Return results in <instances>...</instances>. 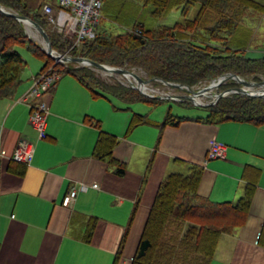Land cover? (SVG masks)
Listing matches in <instances>:
<instances>
[{"label": "crops", "instance_id": "obj_1", "mask_svg": "<svg viewBox=\"0 0 264 264\" xmlns=\"http://www.w3.org/2000/svg\"><path fill=\"white\" fill-rule=\"evenodd\" d=\"M258 50L262 57H251L252 51L247 56L263 58L264 49ZM40 70L21 75L13 95L0 99V264H114L135 215L119 263L131 264L162 183L172 174L190 175L191 167L203 170L199 195L217 204H238L248 186L246 168L261 171L247 223L222 236L212 264H264L258 244L264 227V125L196 121L207 113L183 116L189 120L176 128L162 127L168 111L94 98L76 78L62 75L45 99L47 138L40 140L25 102ZM137 114L149 123L130 130ZM96 122L119 138L114 159L125 164L124 177L96 158ZM22 142L35 147L29 166L12 160ZM214 142L225 146L224 158H210ZM82 186L87 189L64 206L71 190ZM92 218L98 221L87 241Z\"/></svg>", "mask_w": 264, "mask_h": 264}, {"label": "trees", "instance_id": "obj_2", "mask_svg": "<svg viewBox=\"0 0 264 264\" xmlns=\"http://www.w3.org/2000/svg\"><path fill=\"white\" fill-rule=\"evenodd\" d=\"M0 4L6 10L40 24L58 54L65 55L71 49L70 38L49 30L41 16V6H30L26 0H0ZM197 5L201 9L196 18L190 20L191 12ZM140 7H151L152 14L159 19L175 9L180 10L182 20L173 27L149 28L136 21V12ZM248 11L264 14V5L254 0H110L106 7L107 17L127 30L120 34L108 31L97 33L79 49L71 51L70 55L110 67L140 69L151 79L158 78L191 88L226 74L240 77L264 75V57L252 59L247 56L250 30L246 31L247 36H238L239 19ZM21 49L42 62L38 76L51 69L50 66H53L52 72H57L61 66L27 36L21 22L0 14V99L12 96L21 83L27 64ZM58 73L76 78L94 98L113 97L126 105L144 103L153 107L169 101L146 98L132 87L120 83L110 84L87 67L69 66L67 71ZM207 109V118L196 119L197 122L214 124L233 120L264 125V99L261 98L235 95L223 98ZM187 120L169 110L160 126L176 128ZM146 123H149L146 116L134 115L130 130ZM96 124L100 128L96 158L108 161L115 167V174L124 177L127 171L125 164L114 159L119 138L103 131L100 122ZM202 175L201 168L191 167L190 175L172 174L165 179L131 264H212L222 236L233 234L247 223L261 171L254 167L246 168L244 179L248 186L238 204H217L203 199L198 193ZM134 217L114 264L122 260V250ZM97 221L92 218L87 241H90ZM258 244L264 248V227Z\"/></svg>", "mask_w": 264, "mask_h": 264}, {"label": "rangeland", "instance_id": "obj_3", "mask_svg": "<svg viewBox=\"0 0 264 264\" xmlns=\"http://www.w3.org/2000/svg\"><path fill=\"white\" fill-rule=\"evenodd\" d=\"M44 1L45 0H26V2L30 6H33V7L41 6ZM109 1L110 0H104L103 1L102 10H101L102 11V18L100 20L99 27L97 28L96 34L101 33L102 31H108V32H111L112 34H120V33H124L127 30V28L118 26L115 22L111 21L110 18L107 17L106 7H107ZM256 1L261 3L262 5H264V0H256ZM200 9H201L200 5H197L194 7V9L192 10L191 15H190V20H194L196 18ZM152 11L153 10L151 7H140L139 10L136 12V16H135L136 21L137 22H143L149 28H157V27H163V26L173 27V26H175V24L177 22L182 20L180 10L175 9L168 16H166L164 18H160V19L155 17L152 14ZM129 28H131V27H129ZM237 28L240 29L238 31V36H241V34L246 35V33H247L246 31L250 30L248 35H250L251 40L247 46V50H248L247 52L248 53L251 51L253 52V54L252 53L250 54L251 57H262V56H258L260 53H257V52L262 51V50H258V49H262V48L264 49V14H258V13L253 14L252 11H248L245 16H243L239 19V24L237 25ZM25 29H26L27 36L34 43H36L38 46H40L42 51H43V49H44L43 44L44 43H43V39L39 36V34L30 27H25ZM49 30L52 31L50 28H49ZM20 52L22 53V56L27 63L26 66L24 67V71L22 72V76L29 74L32 70L38 71L41 69V67L43 66L42 62H40L38 59L33 57L25 49H21ZM58 64H60L61 66L58 67L57 70L61 73L67 71L69 66L84 67V66H80L78 64H72V63L71 64L58 63ZM50 68L51 69L48 68L49 70H47V71H53V66H50ZM87 68L92 69L94 72H96V74L101 79H103L104 81H106L110 84L120 83L125 87H131L128 80L126 78L122 77L121 75H108V74L104 73L103 71L95 70L92 67H87ZM129 70L133 71L134 73L139 75L144 80L151 79V78H149V76L144 71H142L140 69H129ZM58 71L57 72L54 71V73L60 75L58 73ZM60 76H62V75H60ZM241 78L246 80V81L255 82V83H260V82L264 81V75H262V74L252 75V76H248V77H241ZM212 82L213 81L207 82V83L205 82V83L200 84L196 87H193V89L196 91H200V90L210 86L212 84ZM146 88H147L146 91L149 94L156 95V96H179V95L181 96V95L187 94L185 91L173 89V88H170V87H167L164 85H160V84H157L156 82H153V83L147 85ZM234 88H243V87L241 85L235 83V81L229 79L220 88H217V89L210 91V93L208 94L207 97L200 98V103L202 105H205V106L213 104L217 95H220V94H222L228 90L234 89ZM246 90L250 91V92H258V91H261L262 88L261 89H259V88H255V89L247 88ZM235 95H238V94H231L225 98L233 97ZM240 96H244V95H240ZM244 97H248V96H244ZM257 98H259V97H257ZM111 99H113V103L115 105L124 106V108L139 109V108H143L145 106L144 104H141V103L134 104V105L133 104L132 105H125V104L123 105L122 103L119 102V100H117L113 97H111ZM261 99H264V98H261ZM180 103H185L188 105L183 106V105H180L177 101L169 100V101H165L163 104L158 105L157 107L153 108V111L154 112H156V111L162 112L163 110L169 111V109L172 108V113L174 115L180 116V117H183V116L205 117L208 113L207 112L208 107L204 108L203 106H196L193 103H189L186 101L180 102Z\"/></svg>", "mask_w": 264, "mask_h": 264}, {"label": "built area", "instance_id": "obj_4", "mask_svg": "<svg viewBox=\"0 0 264 264\" xmlns=\"http://www.w3.org/2000/svg\"><path fill=\"white\" fill-rule=\"evenodd\" d=\"M104 0H45L41 5V16L50 29L60 36L71 39L70 52L79 49L86 41L96 36L102 18ZM60 55V54H58ZM60 75L47 71L34 80L31 90L25 97V102L31 108L30 122L35 128L40 140L47 138L46 127L49 116V107L46 97L56 86ZM35 147L28 142H22L15 150L12 160L16 163L29 166L34 158ZM226 148L223 144L214 142L210 151L211 159L224 158ZM94 187L97 188V185ZM84 186L74 188L65 198L63 205L68 207L76 200L79 190H86Z\"/></svg>", "mask_w": 264, "mask_h": 264}, {"label": "water", "instance_id": "obj_5", "mask_svg": "<svg viewBox=\"0 0 264 264\" xmlns=\"http://www.w3.org/2000/svg\"><path fill=\"white\" fill-rule=\"evenodd\" d=\"M0 14L5 15L7 17L14 18L21 22L25 27H30L33 30H35L39 36L43 39V45L44 49L43 51L46 53V55L53 59L57 63H63V64H78L80 66L84 67H92L95 70L98 71H103L104 73L108 75H121L122 77L126 78L130 84V86L137 90L141 95H143L146 98L149 99H156V100H173L177 102H189L193 103L196 106H203L204 108L214 106L216 103H218L221 99L228 97L231 94H238V95H244L248 97H253V98H264V94H260V91L258 92H250L247 91L246 89H263L264 88V81L260 83H255V82H249L244 79H242L240 76L235 75V74H226L221 76L218 80H215L212 82V84L200 91H196L191 87L184 86V85H179V84H174V83H169L166 81H163L158 78L154 79H149V80H144L142 79L139 75L134 73L131 70L128 69H123V68H115V67H110L107 65L99 64L96 62H93L89 59L82 58V57H71V56H65V55H57L56 52L52 48V44L50 41V38L48 36V33L44 30V28L35 22L32 19H29L24 16H20L19 14H16L14 12H11L9 10H6L3 8L0 4ZM233 80L235 83L241 85L243 88H234L231 90H228L220 95L216 96V99L214 100L213 104H210L208 106L202 105L201 103L198 102L197 97L202 98V97H207L210 91L220 88L222 85L226 83L227 80ZM153 82H159L164 86L177 89V90H182L185 91L187 94L185 95H179V96H156L149 94L146 92L147 88L146 86L153 83Z\"/></svg>", "mask_w": 264, "mask_h": 264}, {"label": "bare ground", "instance_id": "obj_6", "mask_svg": "<svg viewBox=\"0 0 264 264\" xmlns=\"http://www.w3.org/2000/svg\"><path fill=\"white\" fill-rule=\"evenodd\" d=\"M147 92V91H146ZM260 94H264V88L260 91ZM197 99H198V102L200 103V99H199V97H197Z\"/></svg>", "mask_w": 264, "mask_h": 264}]
</instances>
